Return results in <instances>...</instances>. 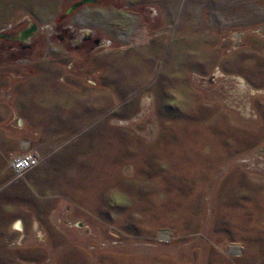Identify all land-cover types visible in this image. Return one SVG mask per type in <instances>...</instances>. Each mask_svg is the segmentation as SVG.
<instances>
[{
	"label": "rangeland",
	"instance_id": "1",
	"mask_svg": "<svg viewBox=\"0 0 264 264\" xmlns=\"http://www.w3.org/2000/svg\"><path fill=\"white\" fill-rule=\"evenodd\" d=\"M0 264H264V0H0Z\"/></svg>",
	"mask_w": 264,
	"mask_h": 264
},
{
	"label": "built area",
	"instance_id": "2",
	"mask_svg": "<svg viewBox=\"0 0 264 264\" xmlns=\"http://www.w3.org/2000/svg\"><path fill=\"white\" fill-rule=\"evenodd\" d=\"M14 163L22 167L21 171H25L26 169L35 166L38 163V159L32 153H28L26 155L15 158Z\"/></svg>",
	"mask_w": 264,
	"mask_h": 264
},
{
	"label": "bare ground",
	"instance_id": "3",
	"mask_svg": "<svg viewBox=\"0 0 264 264\" xmlns=\"http://www.w3.org/2000/svg\"><path fill=\"white\" fill-rule=\"evenodd\" d=\"M15 165H16V169H17L18 171H21V170H22V167L18 166L17 164H15Z\"/></svg>",
	"mask_w": 264,
	"mask_h": 264
}]
</instances>
